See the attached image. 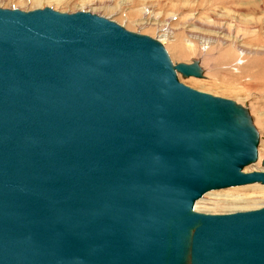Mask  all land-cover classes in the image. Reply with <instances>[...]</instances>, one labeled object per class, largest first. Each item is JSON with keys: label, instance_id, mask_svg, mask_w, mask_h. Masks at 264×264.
Wrapping results in <instances>:
<instances>
[{"label": "water", "instance_id": "95a60500", "mask_svg": "<svg viewBox=\"0 0 264 264\" xmlns=\"http://www.w3.org/2000/svg\"><path fill=\"white\" fill-rule=\"evenodd\" d=\"M179 76L106 17L0 8V264H264V207L195 208L264 186L251 112Z\"/></svg>", "mask_w": 264, "mask_h": 264}, {"label": "rangeland", "instance_id": "374dc122", "mask_svg": "<svg viewBox=\"0 0 264 264\" xmlns=\"http://www.w3.org/2000/svg\"><path fill=\"white\" fill-rule=\"evenodd\" d=\"M46 7L69 14L88 11L155 38L174 65L201 60L207 79L179 76L181 83L247 106L260 134L259 159L262 152L264 160V0H0L2 9ZM210 193L198 205L200 212L264 207V196H253L258 189Z\"/></svg>", "mask_w": 264, "mask_h": 264}, {"label": "bare ground", "instance_id": "6f19581e", "mask_svg": "<svg viewBox=\"0 0 264 264\" xmlns=\"http://www.w3.org/2000/svg\"><path fill=\"white\" fill-rule=\"evenodd\" d=\"M48 1V0H47ZM150 21V20H149ZM167 33L169 34V31H167ZM162 41V40H161ZM189 45H190V43H189ZM240 49V48H239ZM205 74H206V71H205ZM206 80V79H205ZM263 159V154H262V152H261V154H260V159H259V161H258V163L257 164H255V165H252V166H250V167H248L245 171L247 172V173H249V172H253V171H264V169L262 168V166L260 167V163H262V160ZM246 187H249V189H258V193H253V196L254 195H257V196H264L263 195V193H264V186L263 185H258V184H255V185H248V186H246ZM253 187H255V188H253ZM214 193H208L207 195H205L206 197L207 196H211V195H213ZM238 194V193H237ZM228 196V195H227ZM231 197H234V195L233 194H231L230 195ZM229 196V197H230ZM235 196H237V198H238V195H235ZM206 197H204V198H206ZM240 197V196H239ZM204 198H202V199H204ZM236 198V197H235ZM199 200L197 203H196V211H198V212H200V210H198V205L203 201V200ZM239 211H242V210H239ZM245 211H248V210H245ZM238 212V211H237ZM203 213V212H202ZM208 213V212H207ZM210 214H218L217 212H213V213H211L210 212Z\"/></svg>", "mask_w": 264, "mask_h": 264}]
</instances>
